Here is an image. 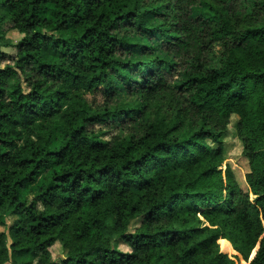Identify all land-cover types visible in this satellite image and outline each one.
I'll list each match as a JSON object with an SVG mask.
<instances>
[{
  "label": "trees",
  "instance_id": "16d2710c",
  "mask_svg": "<svg viewBox=\"0 0 264 264\" xmlns=\"http://www.w3.org/2000/svg\"><path fill=\"white\" fill-rule=\"evenodd\" d=\"M9 30L0 264H264V0H0Z\"/></svg>",
  "mask_w": 264,
  "mask_h": 264
},
{
  "label": "rangeland",
  "instance_id": "374dc122",
  "mask_svg": "<svg viewBox=\"0 0 264 264\" xmlns=\"http://www.w3.org/2000/svg\"><path fill=\"white\" fill-rule=\"evenodd\" d=\"M5 28H8L9 25L4 26ZM23 35H21L17 30H9L6 34L7 40L11 43V46L4 47L2 46L0 48L1 51H4L8 53L9 55H15L16 54V47L15 45L19 42V40L22 38ZM238 117L233 116L231 120L230 126V134L224 139V147H225V160L223 164L221 165L220 169L222 170L223 177L226 178V172L227 168L230 167L232 171L235 174V177L237 181L239 182V185H241L242 188L246 189L247 185L245 182L246 174L249 171V163L245 156H243V144L238 137L234 135V126L237 122ZM252 199L255 197L251 194ZM30 201L33 199L32 196L29 198ZM38 208H42L41 204H37ZM17 217L15 215H8L6 217V225L0 224V232H5L8 236L10 235V226L15 222ZM139 224V221L133 222V225H131V230L136 227V225ZM208 223L203 222L202 226H206ZM11 239L8 238V244L11 245ZM219 243V242H218ZM227 242H222V248L223 250L227 249ZM112 247L118 251L129 253L131 252V248L128 247V245L123 242L121 239L116 238L113 241ZM220 251L223 253L228 254L231 258H234L237 253L231 254L230 252H225L221 249V245L219 244ZM53 255L54 260L58 261L62 259L65 256L64 250L61 248L60 244H56L53 249ZM40 258V253L38 251H32L26 254H21L19 252L12 251L11 252V258L10 261L6 264H20V263H28V264H38ZM238 264H249L241 257L237 259Z\"/></svg>",
  "mask_w": 264,
  "mask_h": 264
},
{
  "label": "water",
  "instance_id": "95a60500",
  "mask_svg": "<svg viewBox=\"0 0 264 264\" xmlns=\"http://www.w3.org/2000/svg\"><path fill=\"white\" fill-rule=\"evenodd\" d=\"M257 249L254 250V255H251L250 260L255 256Z\"/></svg>",
  "mask_w": 264,
  "mask_h": 264
}]
</instances>
